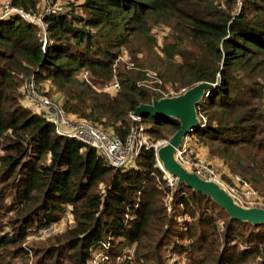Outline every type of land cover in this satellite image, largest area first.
I'll return each instance as SVG.
<instances>
[{"label": "trees", "instance_id": "obj_1", "mask_svg": "<svg viewBox=\"0 0 264 264\" xmlns=\"http://www.w3.org/2000/svg\"><path fill=\"white\" fill-rule=\"evenodd\" d=\"M10 1L41 16L47 46L41 50V30L18 15L0 19V215L11 216L9 233L0 226V251L26 256L27 231L48 229L68 208L72 226L34 250L38 264H87L94 250L106 255L102 264H116L125 247L134 255L121 264H164L165 252L185 256L186 264H264V225L231 221L207 197L185 186L171 189L154 150L112 168L94 148L58 135L19 103L33 76L67 117L124 141L134 110L162 97L157 85L140 83L141 71L114 69L123 49L142 53L135 43L142 40L159 53L157 89L178 94L203 82L216 85L196 107L201 124L185 137L191 156L215 172L206 158L226 169L239 190L248 184L254 201L264 203V0H76L58 14H45L42 0ZM161 26L169 33L158 46L152 31ZM114 81L117 89L105 91ZM140 123L147 124L150 144L179 129L148 115ZM185 215L191 221L178 224Z\"/></svg>", "mask_w": 264, "mask_h": 264}, {"label": "built area", "instance_id": "obj_2", "mask_svg": "<svg viewBox=\"0 0 264 264\" xmlns=\"http://www.w3.org/2000/svg\"><path fill=\"white\" fill-rule=\"evenodd\" d=\"M42 2L45 5L47 3L43 10L45 14L63 13V10L58 5L53 4L52 0H42ZM10 15H18L26 23L37 26L41 30V50L46 48L45 27L41 16H35L34 14L26 13L22 9L13 7L10 0H0V19L7 18ZM117 87L118 83L114 81L105 88V91H113L117 89ZM182 92L183 91H180L178 94ZM20 102L22 106L50 122L58 135L76 139L84 145L94 148L106 164L115 169L127 167L143 149H151L159 145L150 144L145 136L144 128L138 125V123H140V118L130 116L132 121L135 122V126L131 125L130 132L124 141L86 121L72 120V118L64 114L62 109L55 102L42 95L41 91L36 87L33 76H29L25 79L22 86V97ZM175 159L188 172L195 173L205 180L219 183L217 173L212 168L200 157L191 156L186 139H184L180 148L176 150ZM235 181L241 182L237 177ZM167 183L170 188L175 186V181L169 176L167 177ZM242 187L244 191L242 195L245 196L244 199L246 198L245 204L248 207L256 206L257 204L253 198L255 196L253 190L246 183H242ZM229 193L234 198L236 197V190L231 189ZM237 201L239 202V200ZM48 229H43L40 233L48 232Z\"/></svg>", "mask_w": 264, "mask_h": 264}, {"label": "rangeland", "instance_id": "obj_3", "mask_svg": "<svg viewBox=\"0 0 264 264\" xmlns=\"http://www.w3.org/2000/svg\"><path fill=\"white\" fill-rule=\"evenodd\" d=\"M220 1H223V0H220ZM239 2L240 0H237V5H239ZM52 3L58 5L63 10V12H67V11H71V6L75 5L78 2L76 0H52ZM46 5L43 2H41L40 7L42 11L45 9ZM167 33H169L168 29L163 26L159 28H155L152 31V35L155 41L157 42L158 46L163 43V38L167 35ZM135 43L139 47V49L142 50V53L133 57L130 51H128L127 49H123L118 60L115 61L114 69L120 68L121 70H125V71H131V70L141 71L144 74L145 79L144 81H141L140 83H145L146 86L151 87V89L155 88L156 85L158 87H161L163 81L159 77L158 72L153 68L155 63H157L159 59L158 50L154 47L153 48L148 47V44H146L144 41L139 40V39L138 40L136 39ZM78 78L79 80H86V74H80ZM157 88L155 91L161 94L162 97L176 95L174 94L172 88H170L169 86H166L165 90H161L159 88L160 91ZM45 90L47 91L49 90V88L45 87ZM50 95L51 96L54 95V92L51 91ZM53 97L54 98L52 100L57 102L56 96H53ZM20 100L21 98L19 97V103L21 104ZM130 119H131V122H133L131 117ZM138 125H141V127L143 128L147 127V124L138 123ZM164 142H166V140H162V141H159L151 145H156V144L160 145V144H163ZM1 155H2V152L0 151V156ZM205 161L207 163H212L211 165H213V167L216 169L218 180H219L218 184H220L225 189H227V191L231 189L236 190L237 194L235 198L239 200L240 204L243 207H248L245 204L246 198L244 199L245 196L242 195L244 191L239 190L238 187H236L231 181H229V178L231 176L228 174V171L224 168H221L219 165H215L214 162H209L207 158L205 159ZM164 175L166 176V178L168 177L166 174ZM174 187L171 189L174 190ZM256 204H257L256 205L257 207L264 208V203L261 200L256 201ZM165 207L167 209L166 210L167 213L170 214L171 213L170 196H167L165 200ZM1 216L2 215H0V217ZM9 217L11 216H2L0 218V226L2 228V233L10 232V228L7 227ZM176 221L178 224H181L183 222H190L191 220L188 216L185 215V216L177 217ZM72 224H73L72 218L70 216L68 208H66L59 222H57L54 225H51L48 229V232L40 233L39 230L35 231V229L27 231L25 240L23 244L21 245L23 250L26 252V256L25 255L21 256V253L14 254L11 250L13 248H7L5 250L0 251V264H38V261L39 260L41 261L42 257L40 255L34 254V250L42 251L46 247L52 245L56 241V239L61 234H63L64 231L67 230V228L72 226ZM219 224L221 225V222H219ZM181 243L183 244L184 241ZM103 244H105L107 248H109V246H112L110 245L111 242H109L108 240L104 242ZM133 252H134V249L132 247L123 248L121 253L118 254L116 258H114V261H115L114 263L121 264L124 260H127V259L131 261L134 255ZM105 256L106 255H104L102 251L94 250L92 251L90 259L88 260L87 264H102V262L106 260ZM162 257H165L164 264H186V259H185V256L183 255L165 252L164 254H162ZM53 262H54L53 260H48V259L42 260V264H53ZM59 264H69V263L61 262Z\"/></svg>", "mask_w": 264, "mask_h": 264}, {"label": "water", "instance_id": "obj_4", "mask_svg": "<svg viewBox=\"0 0 264 264\" xmlns=\"http://www.w3.org/2000/svg\"><path fill=\"white\" fill-rule=\"evenodd\" d=\"M215 87L216 85L203 82L181 94L161 98L152 97L148 104H140L131 116L141 118L148 115L152 118L171 119L178 123L179 129L166 142L151 148L155 151L156 166L175 181L174 191L185 186L193 193H199L210 199L231 221L252 226L264 225V208L243 207L223 186L188 172L175 159V152L180 148L185 137L202 122L197 114V105ZM132 126H135L134 121Z\"/></svg>", "mask_w": 264, "mask_h": 264}]
</instances>
